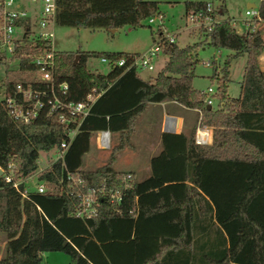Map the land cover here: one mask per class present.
<instances>
[{"label":"trees","instance_id":"obj_1","mask_svg":"<svg viewBox=\"0 0 264 264\" xmlns=\"http://www.w3.org/2000/svg\"><path fill=\"white\" fill-rule=\"evenodd\" d=\"M205 2L184 1L183 15ZM219 2L213 17L226 12L224 1ZM55 3V25L75 28L137 27L160 15L152 0ZM257 10L264 20V0ZM27 34L5 59L15 61L16 80L21 82L33 65L19 53L45 46L26 41ZM201 34L207 45L232 52L220 75L213 68L209 76L215 81V104L209 109L204 95L191 86L196 43L178 47L165 40L160 52L166 59L152 81L140 78L133 68L107 65L105 73H96L85 67L90 57L113 61L137 53L54 51L57 79L67 85L66 100L81 101L92 87L101 90L62 161L37 174L38 180L56 186V192H24L23 183L37 169L38 152L58 145L65 127L45 111L28 122L14 121L0 102V233L5 236L0 264H41L43 252L64 253L67 264H264V71L257 59L264 42L260 30L239 34L225 18ZM156 36L161 38L159 28ZM241 55L245 64L239 92L230 97L229 59ZM12 83L5 80L3 86L9 90ZM165 100L200 109L201 123L211 128L210 143L195 144L193 131L161 132L160 150L149 158L146 177L135 180L129 172L130 183L118 203L102 197L92 216H73L78 197L66 174L80 177L83 188L98 187L101 181L106 188L114 187L126 173L113 169L115 155L129 144L135 119L147 103ZM99 130L116 134L117 142L103 164L83 171L82 157ZM8 164L13 166L12 180L19 181L16 188L2 178Z\"/></svg>","mask_w":264,"mask_h":264},{"label":"built area","instance_id":"obj_2","mask_svg":"<svg viewBox=\"0 0 264 264\" xmlns=\"http://www.w3.org/2000/svg\"><path fill=\"white\" fill-rule=\"evenodd\" d=\"M32 4L29 9H25L16 0H0V53L10 54L16 45L23 44V34L27 31L26 41L32 44L43 43V48L33 49L27 53H19V57H28L33 65V70L24 78V81H13L9 90L4 86L0 89V102L3 103L7 115L14 121L28 122L38 116L42 111L52 114L53 119L65 127V137L58 145L52 147V157L49 163L36 172H40L50 166L55 161H62L64 153L77 132L78 125L82 119L88 115L94 100L100 95L101 90L92 87L85 94L81 101L66 100L67 85L64 81L57 79L54 63V49L51 47V28L55 25L54 16L56 12L55 0H29ZM215 6L209 1L198 10H190L184 15V19L196 32L209 31L212 26L220 22L223 17L217 15L213 17L211 12ZM155 17V16H154ZM154 17L147 19L148 23L154 21ZM160 18V15H156ZM229 25L239 34H250L260 30L264 20L259 16L257 6L246 7L243 17L240 19L225 18ZM27 21V22H26ZM239 24V28H236ZM163 38V39H162ZM174 42L172 35L156 37L152 44L142 53L133 56L120 57L109 61L101 57L100 61L108 66H120L124 70L133 68L138 70H152V59L160 52L163 42ZM204 97V105H211V95L213 90L207 87L201 91ZM197 113L195 127L193 129V141L198 145L210 143V129L200 121L201 110L195 108ZM162 128L166 132H174L176 121L174 118L164 116ZM95 146L98 149H107L110 144V134L107 130H99L93 135ZM12 165L6 166L7 171L2 175L5 182L11 183L16 188L19 181L12 180ZM1 170V169H0ZM2 173V170H1ZM131 173L126 172L118 177L114 187L106 188L103 181L98 187L83 188V181L80 177L66 174V181L76 187L78 202L72 215L79 218H88L96 211L99 198H107L110 203H118L121 199V192L124 191L131 180ZM36 192L44 193L49 191L47 183L37 180Z\"/></svg>","mask_w":264,"mask_h":264},{"label":"rangeland","instance_id":"obj_3","mask_svg":"<svg viewBox=\"0 0 264 264\" xmlns=\"http://www.w3.org/2000/svg\"><path fill=\"white\" fill-rule=\"evenodd\" d=\"M157 2L160 18L154 17L152 23L147 20L142 21L143 26L129 27L122 26L116 29L107 28H87V27H67L54 25L51 28V47L55 51H94V52H127V53H142L156 39V30L159 28L161 36L172 35L174 42L178 47L186 44L196 43L194 49L197 57V64L194 66V77L191 80V86L198 90L204 91L210 87L213 92L215 90V81L209 80L213 68L219 76V69L223 65L224 60L232 52L225 48H214L207 45L203 39L201 32H196L190 27L183 15L184 1H209L213 6L219 5V0H152ZM226 8L227 16L224 18L240 19L243 17V11L246 8L247 2H252L258 5L259 0H223ZM19 6L29 9L31 3L29 0H16ZM239 28V24H236ZM262 28V27H261ZM260 28V30H261ZM264 38V28L261 32ZM0 57V89L5 80L17 81V66L15 61L5 62L6 54ZM166 55L158 52L152 59L153 69L148 71L145 69L138 70L137 74L144 80H153V77L163 65ZM245 64V55L230 57L227 74L226 93L230 97H235L238 94L239 80L241 79L243 66ZM85 67L87 70L96 73H105L108 66L100 61L99 57L87 58ZM211 105L214 106L215 101L211 98ZM154 113V109L150 110ZM139 116V115H138ZM146 120V122H145ZM196 115L189 114L185 117V126L190 130L195 125ZM145 123V124H144ZM146 125V127H145ZM148 111L137 117L134 121L133 131L131 133L129 144L123 147L116 154L113 168L121 173L131 172L137 164L143 165L146 157L152 153L151 148H156V140L150 139L151 145L144 146L143 136L148 133ZM210 129L211 133V128ZM189 130V131H190ZM152 131V128L149 129ZM211 140V139H210ZM148 141V139H147ZM117 142L116 134H110V144L107 149H98L95 146L93 135L90 138L89 150L82 160L81 170H93L105 162L109 155L110 148ZM52 150L47 153L38 152L36 160V168L46 166L51 157ZM48 168V167H47ZM46 168V169H47ZM135 171V170H134ZM139 172L143 169L139 168L138 173L135 172L134 179L144 177ZM37 173L33 174L29 179H25L23 186L24 192L36 191ZM49 191L56 192L57 187L48 184ZM5 236L0 233V258L4 255ZM68 256L61 252H43L41 254V264H67Z\"/></svg>","mask_w":264,"mask_h":264},{"label":"crops","instance_id":"obj_4","mask_svg":"<svg viewBox=\"0 0 264 264\" xmlns=\"http://www.w3.org/2000/svg\"><path fill=\"white\" fill-rule=\"evenodd\" d=\"M249 4H253L255 6H257L256 4L252 3V2H247L246 3V7L247 5ZM227 14V12H225L222 17L224 18L225 15ZM227 16V15H226ZM228 18V17H226ZM263 28H264V23L262 25V28L260 30V37L262 39V41L264 42V38L262 37L261 35V32L263 31ZM258 65H259V68L261 70L264 71V48L263 50L261 51V53L259 54L258 56ZM141 78V77H140ZM240 82V80H239ZM193 88V87H192ZM194 89V88H193ZM196 90V89H195ZM198 91V90H197ZM199 93L201 91H198ZM238 92H239V89H238ZM238 95V94H237ZM236 97V96H235ZM210 108H212V105H210ZM153 110L154 109V113H151L150 110ZM148 111V133H145L144 136H143V140L145 141L144 142V146H146L147 148V152H148V146L151 145L150 143V139H153L155 138L156 140V148H151V152L145 159L144 161V164L143 165H139L137 164L134 168V170H131L133 173H134V177H135V172L138 173V169L141 168L143 169V172H139V174H141L143 176L144 174V177H146L148 174H149V166H148V160L151 156L155 155L159 150H160V143H159V135L161 132H166L165 130H163L162 128V121H163V118L164 116H167V117H171V118H174L175 121H176V131L174 132H169V133H183L185 135H188L190 133V131H193L195 125L193 126V128L190 130L189 128H187L185 126V117L189 114H195L196 115V118H197V113L195 111L194 108H187V107H183L177 103H175L174 101L172 100H165V101H162V102H158V103H147L146 104V107L145 109L143 110L142 113H140V115L138 117H141V115H143L144 113H146ZM146 122V120H145ZM196 123V121H195ZM145 124V123H144ZM146 127V125H145ZM152 128V131H149V129ZM190 130V131H189ZM114 134V133H113ZM148 139V141H147ZM89 153L88 151L84 154V156ZM118 153V152H117ZM116 153V154H117ZM83 156V157H84ZM83 157H82V160H83ZM116 157V155H115ZM115 161V160H114ZM114 163V162H113ZM113 167V166H112ZM41 168V167H40ZM114 169V168H113ZM39 170V168H37L33 173H31L30 175H28L25 179H29L30 177H32L33 174H35L37 171ZM115 170V169H114ZM119 171V170H118ZM143 177L141 178H137L135 180H140L142 179ZM24 179V181H25Z\"/></svg>","mask_w":264,"mask_h":264},{"label":"water","instance_id":"obj_5","mask_svg":"<svg viewBox=\"0 0 264 264\" xmlns=\"http://www.w3.org/2000/svg\"><path fill=\"white\" fill-rule=\"evenodd\" d=\"M252 6H253V4H249V5H247V7H252ZM76 59H77V55H75V57H74V59H73V63L76 61ZM207 108L209 109L210 106L207 105ZM0 173H1V170H0Z\"/></svg>","mask_w":264,"mask_h":264}]
</instances>
